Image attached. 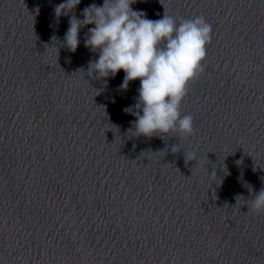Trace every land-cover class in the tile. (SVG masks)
Here are the masks:
<instances>
[{
  "label": "clouds",
  "instance_id": "9594fccd",
  "mask_svg": "<svg viewBox=\"0 0 264 264\" xmlns=\"http://www.w3.org/2000/svg\"><path fill=\"white\" fill-rule=\"evenodd\" d=\"M136 2L104 0L102 6L93 3L83 9L80 19L74 10L81 0H64L54 10L57 18H69L63 46L75 53L81 30L94 25L84 36V46L98 54V59L89 61L88 72L107 84L108 78L122 70L125 75L121 90H127L132 81H140L135 105L124 109L135 117L131 123L136 136H192L193 117L182 116L180 106L189 84L205 71L203 61L212 26L203 16L181 18L177 23L165 12L161 19L151 20L146 13L133 10ZM172 148L175 151L177 146ZM186 158L195 161L196 153L189 152ZM250 209L264 214V187L250 200Z\"/></svg>",
  "mask_w": 264,
  "mask_h": 264
}]
</instances>
